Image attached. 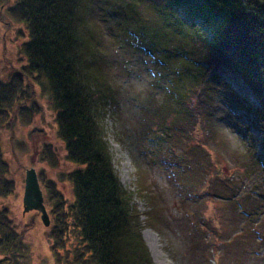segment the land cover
Segmentation results:
<instances>
[{
  "label": "rangeland",
  "instance_id": "374dc122",
  "mask_svg": "<svg viewBox=\"0 0 264 264\" xmlns=\"http://www.w3.org/2000/svg\"><path fill=\"white\" fill-rule=\"evenodd\" d=\"M17 1L0 0L3 84H11L26 65L27 32L12 14ZM83 5L95 67L112 95L104 126L113 164L122 186L134 194L154 264H264V132L252 91L220 65L213 71L210 103L194 96L198 88L190 94L186 78L200 69L189 59L193 32L177 29L166 9L142 0ZM35 79L24 78L23 93L0 127L2 159L15 186L0 195V212L21 237L18 264H74L79 233L71 221L65 248H54L56 223L43 188L49 227L40 214L23 213L26 169L52 180L69 212L74 196L68 174L77 169L66 159L49 93L41 89L47 84ZM19 105L27 111L17 113ZM46 146L55 167L47 162Z\"/></svg>",
  "mask_w": 264,
  "mask_h": 264
},
{
  "label": "trees",
  "instance_id": "16d2710c",
  "mask_svg": "<svg viewBox=\"0 0 264 264\" xmlns=\"http://www.w3.org/2000/svg\"><path fill=\"white\" fill-rule=\"evenodd\" d=\"M142 1L172 13L180 31L185 27L193 32L189 59L200 69L186 78L192 85L190 94L198 88L194 96L210 103L213 71L220 65L229 68L257 99V120L264 132V0ZM12 14L27 32L22 46L26 65L13 83H0V127L23 93L24 78H43L47 86L41 84V89L49 93L66 159L77 166L68 174L74 196L70 212L55 183L38 175L56 223L54 248H65L72 221L81 243L74 264H154L142 237L145 225L133 204L134 194L122 186L113 164L104 126L112 95L95 67L88 8L83 0H18ZM17 109L27 111L24 105ZM189 114L192 117L191 110ZM44 151L48 164L55 167L53 150L46 146ZM254 163L263 165L261 160ZM7 173L0 150L1 196L15 189ZM4 213L0 212V264H18L23 244Z\"/></svg>",
  "mask_w": 264,
  "mask_h": 264
},
{
  "label": "water",
  "instance_id": "95a60500",
  "mask_svg": "<svg viewBox=\"0 0 264 264\" xmlns=\"http://www.w3.org/2000/svg\"><path fill=\"white\" fill-rule=\"evenodd\" d=\"M23 213L36 211L45 227L50 225V216L45 205L38 174L34 167L25 170L24 193L22 198Z\"/></svg>",
  "mask_w": 264,
  "mask_h": 264
},
{
  "label": "bare ground",
  "instance_id": "6f19581e",
  "mask_svg": "<svg viewBox=\"0 0 264 264\" xmlns=\"http://www.w3.org/2000/svg\"><path fill=\"white\" fill-rule=\"evenodd\" d=\"M149 231H145V233H148Z\"/></svg>",
  "mask_w": 264,
  "mask_h": 264
}]
</instances>
